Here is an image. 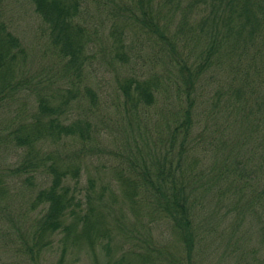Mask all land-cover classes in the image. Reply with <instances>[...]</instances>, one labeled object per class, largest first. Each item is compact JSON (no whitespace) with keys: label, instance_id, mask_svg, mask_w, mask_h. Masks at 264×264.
<instances>
[{"label":"rangeland","instance_id":"374dc122","mask_svg":"<svg viewBox=\"0 0 264 264\" xmlns=\"http://www.w3.org/2000/svg\"><path fill=\"white\" fill-rule=\"evenodd\" d=\"M123 1H80L78 19L86 28L88 43L84 50L85 57L83 58V54L80 59L81 65L72 64V67L67 69L68 62L59 56L51 45L48 27L35 11L33 1L0 0V21L5 23L8 30L19 39L25 49L27 69L34 72L40 82L42 81L39 88L53 89L62 96H65L64 93L68 95L73 92L67 107L63 106V120L70 122L84 119L92 124L91 129L87 131L88 134L85 135L84 144L81 139L79 140L78 135H74L62 136L57 142L45 140L40 145L49 153L60 149L71 155H76L80 149L91 147L92 150L84 152L83 155L80 153L82 157L79 161L81 173L78 189L81 202L86 199L85 193L89 195L93 205L92 220L98 221L97 226L100 231L102 230L101 238L91 250L84 239L76 237V231H73L66 239L63 238L62 233L55 234L50 239L51 247L43 248L37 255L40 264H55L62 250H64L63 261L66 264L101 263L105 259L107 248L114 259L117 260L124 255V264L133 261L132 264H134L137 262L134 259L140 258L138 253L143 246L140 241L143 236L139 233L150 237L153 244L163 245L161 246L162 254H156L163 262L168 261L167 257L171 253L179 257L184 252L182 243L165 220H154L148 216L138 220L129 208L130 198L125 191L126 179H123L127 175V169L124 167H127L125 161L128 162V154L125 159L122 155L124 149L128 150L127 147H132L133 137L139 138L144 132H147L149 136L152 135L153 145L160 146L158 140L160 136L156 138L154 127L163 125L162 109L177 108V105L183 104L184 97L182 93H179L180 91L177 92L178 89L176 90V85L182 88L179 86L182 85L181 79L177 75L174 77L176 83L164 88L165 68L169 66L168 57L171 54L167 44L165 45L154 34L148 37L141 30H133L127 22H121L124 19H121L118 3ZM157 1L160 3L159 6H155ZM153 5L160 9L161 19L159 20L167 22L171 32L178 31L177 23L180 24L186 19L183 24L187 29L181 33L182 37L203 14L206 13L205 17L209 16L207 3L200 0H171L170 2L156 0ZM170 15L172 18H169ZM114 22L121 26L120 36H114L111 33ZM208 24L210 25V22ZM210 26L213 27V25ZM195 35L196 37L194 36L189 43H184L187 40L176 42V49L189 51L191 55H195V51L204 44L200 39H205V34L196 32ZM118 40L122 44L121 49L117 47ZM261 41L263 40L259 30L248 41L246 55L241 56L242 60H236L242 61L244 66H249L252 60L246 59L254 56L253 64L255 63L256 73H252V67L249 72L252 73L251 78L255 79L253 84L259 87L260 93L264 91V64H262L264 47ZM220 64V67L216 65L214 69L203 73L199 79L196 78V88L192 94L194 117L202 121L198 122L191 132L197 139L195 143L190 144L195 152L187 153L182 159L183 166L188 163L193 164L192 167L190 166L193 170L191 172H195L194 178L198 182L206 176L205 169L213 164L216 165L223 153L220 154L210 142L216 126L223 120V117L216 113L220 107L225 106L221 99H218L219 103L216 102L215 94L223 96L228 80L232 76L231 70L228 72V62L224 60ZM130 73L145 77L155 75L163 83L161 86L163 90L160 89L157 93L154 106L149 108L145 107L143 102H138L135 109L131 104L127 106L121 104V84L130 76ZM254 99V97L251 98L250 102L253 103ZM24 102L28 109H33L36 104L35 95L31 92ZM60 102V97H57L56 103ZM19 106L18 97L0 108V135L4 132L3 129L12 131L13 127L19 123ZM119 108L129 109L130 115L127 116L125 112L121 114ZM131 109L135 112H131ZM208 112L210 115L207 114ZM212 114H215V117L211 116ZM205 118L206 122L203 121ZM205 124L208 129L200 136ZM165 131L162 133L165 134ZM261 133L262 136L254 134L255 136L252 135L253 137L249 139L247 152L250 157L243 172L244 180H247L249 184L250 176L257 179L258 188L264 183V170L260 166L263 163V161L260 162L263 149L259 145L264 133ZM2 140L0 142V177L6 184V189L0 195V264H35L29 253L18 246L20 239L24 237L31 243L28 221L30 216L24 217V213L29 208L33 194L39 187L48 183L50 176L37 171L31 183L27 184L28 182H25L23 178L24 175L20 176L14 172L16 163L22 157L23 149L16 147L10 140L7 142L6 138ZM142 141L146 144V141ZM145 150L148 149L145 148ZM120 171L124 172L123 175H119ZM226 178L221 182L210 179L207 184L198 183L201 191L197 194L198 200L194 206V213L200 225L198 230L203 236H200L201 241L196 244L197 264H264V210L260 209V215L257 216V210L252 208L251 210L254 211L248 210L246 218H240L239 211L233 207V200L236 201L235 195L232 192L219 194L223 185L229 187V181ZM89 181H92V188ZM235 183L237 184V181ZM220 185L222 186L219 188ZM229 190L232 191V188L229 187ZM242 192H245V189ZM135 193L142 198L141 192L135 191ZM219 198L224 203L222 206L216 205ZM83 207L85 208L86 205ZM145 208L148 209V206L145 205ZM145 208H141L138 213L143 215ZM36 213V209L30 212L31 215ZM131 249L134 250L128 252Z\"/></svg>","mask_w":264,"mask_h":264},{"label":"trees","instance_id":"16d2710c","mask_svg":"<svg viewBox=\"0 0 264 264\" xmlns=\"http://www.w3.org/2000/svg\"><path fill=\"white\" fill-rule=\"evenodd\" d=\"M32 1L35 11L48 27L51 45L58 55L68 62L66 68L69 69L72 64L80 66V59L88 43L86 28L78 19L81 0ZM155 1L124 0L119 2L120 16L124 19L121 22H127L133 30H141L148 37L154 34L165 45L167 44L171 54L168 57L169 66L165 68L164 82L166 85L164 88L172 83L175 84L174 77L177 75L181 79L182 85L179 86L182 88L176 85V90L178 89L177 92L180 91L179 93L183 94L184 102L172 110L162 109L163 125L154 127L156 138L161 137L158 138L160 146L152 144L154 139L147 132L140 134L139 138L133 137L134 140L131 143L133 146L127 147L128 150L124 149L122 154L125 159L128 154V162L125 161L126 165L122 163L127 166L124 167L127 169V175L123 179H126L125 191L130 198L129 208L135 218L141 220L143 216H148L154 220H165L182 243L184 252L179 257L171 253L167 257L168 261L163 262L156 256V254H162L161 246L163 245L157 246L153 244L150 237L139 233L143 236L140 240L143 246L138 253L140 258L134 259L137 261L134 264H197L196 244L201 241L200 236H203L198 230L200 225L194 213V206L198 200L197 194L201 191L198 183L207 184L210 179L221 182L227 177L232 191L228 186L220 185L219 188L222 186V189L219 194L232 192L235 195L236 201L233 200V207L239 211V217L242 219L246 218L248 210L254 211L251 210L252 208L257 210V216L260 215V209L264 210V183L259 184L261 187L258 188L257 179L250 176L249 184L247 180H244L243 175L250 157L247 152L249 139L254 134L262 136L261 132L264 133V91L260 93L259 87L253 84L255 79L251 78L252 73H256L255 63L253 64L254 56L246 59L252 60L249 66H244L242 61H236L242 60V57L246 55L248 41L259 30H261L263 40L260 43H263L264 47V0H200L207 3L209 16L205 17L206 13L203 14L188 28L187 34L183 37L181 33L187 29L183 24L186 19L180 24L177 23L178 31L171 32L168 23L159 20L161 19L160 9L154 7ZM166 1L171 0H164ZM159 5L157 1L155 6ZM169 18H172V15ZM120 28V24L114 22L111 33L114 36H120ZM196 32L205 34V39H200L205 46L203 44L198 51H195V55H191L189 51L176 49V42L187 40L184 43H189L194 36L196 37ZM121 46L118 40L117 47L121 49ZM190 47L194 48V46ZM263 59L264 50L262 64H264ZM224 60L228 62V72L231 70L232 76L228 80V86L225 87L222 97L215 94L218 90L214 93L216 102L219 103L218 99H221L225 106L220 107L216 113L222 116L223 120L220 125L216 126L214 136L210 137L211 146H215L220 154L223 153L216 165L213 164L208 169L205 167L206 176L198 182L194 178L195 172H191L193 170L190 166L192 167L193 164L188 163L183 166L182 159L187 153L195 152L190 144L195 143L197 139L191 132L195 125L202 121L194 117L192 94L196 88V78L199 79L203 73L214 69L216 65L220 67V63ZM26 65L25 49L19 39L8 30L5 23L0 21V108L18 97L20 104L19 123L13 127L12 131L3 129L4 132L0 137L6 138L7 142L12 141L16 147L23 149L22 157L16 163L14 172L20 176L24 175L23 178L25 182H28L27 184L31 183L37 171L50 176L48 183L39 187L33 194L29 208L24 213V217L30 216L28 221L31 243L27 242L24 237L20 239L18 246L29 253L35 264H40L37 255L43 248L51 245L50 239L53 235L62 233L63 238L66 239L73 231H76V237L84 239L93 250L101 238L102 230L100 231L97 226L98 221L92 220L93 205L89 195L85 193L86 199L83 202L79 197L78 185L81 173L79 161L82 157L80 153L83 155L84 152L92 150L91 147L80 149L76 155H71L60 149L49 153L40 145L45 140L57 142L62 136L74 135H78L79 140L81 139L84 144L85 135L88 134L87 131L91 129L92 124L84 119L70 122L63 120V106L67 107L73 92L68 95L64 93L65 96H62L53 89L39 88L42 81L40 82L36 74L27 69ZM251 67L252 73L249 72ZM123 81L121 104L126 106L131 104L135 109L138 102H143L145 107L154 106L157 93L160 89L163 90L161 87L163 83L155 75L145 77L130 73V76ZM31 92L36 97V104L33 109H28L24 100ZM57 97H60V103H56ZM253 97L255 99L251 103L250 99ZM126 108H119V110L121 114L125 112L129 116L130 111ZM132 109L131 112H135ZM207 114L210 115L209 112ZM214 115L211 116L215 117ZM203 121L206 122V118ZM206 129L208 126L205 124L200 136L206 132ZM163 131L165 134L162 133ZM190 136L192 137L191 142ZM2 139L0 142L3 141ZM142 140L146 141V144H143ZM260 140L259 145L263 149L260 158V162L263 161V163L260 166L264 170V136ZM123 173L120 171L119 175ZM89 183L91 184L92 181ZM5 189L6 184L0 177V195ZM244 189L245 192H242ZM135 191L141 192L142 198L138 197ZM223 204L221 198L216 202L217 206ZM84 205H86L85 208ZM141 208L146 209L143 215L138 213ZM34 209L37 213L31 215L30 212ZM63 253L64 250L55 264H66L63 261ZM104 258L101 263L95 262L94 264L125 263L124 255L116 260L112 254H109L108 248Z\"/></svg>","mask_w":264,"mask_h":264}]
</instances>
